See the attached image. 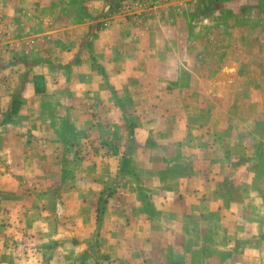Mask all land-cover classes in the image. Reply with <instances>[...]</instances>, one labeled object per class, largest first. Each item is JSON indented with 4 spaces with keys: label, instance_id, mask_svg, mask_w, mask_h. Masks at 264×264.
<instances>
[{
    "label": "crops",
    "instance_id": "0c3cea01",
    "mask_svg": "<svg viewBox=\"0 0 264 264\" xmlns=\"http://www.w3.org/2000/svg\"><path fill=\"white\" fill-rule=\"evenodd\" d=\"M98 2L13 0L5 16L0 264H49L50 245L56 263L77 264L97 239L95 253L115 264H264V108L250 112L247 126L240 112H211L204 95L177 87L178 69L167 78L177 56L146 14L100 30ZM36 5L45 24L19 33L14 22L33 19ZM251 79L252 88L262 81ZM132 112L137 142L129 140ZM101 134L108 153L94 147ZM114 182L119 189L99 223V197ZM115 203L129 214L121 230L110 218Z\"/></svg>",
    "mask_w": 264,
    "mask_h": 264
},
{
    "label": "rangeland",
    "instance_id": "374dc122",
    "mask_svg": "<svg viewBox=\"0 0 264 264\" xmlns=\"http://www.w3.org/2000/svg\"><path fill=\"white\" fill-rule=\"evenodd\" d=\"M98 1V12L105 11L104 20H99L97 23L99 25L98 29L102 30L116 19L136 17L139 14L138 11L141 10V13L147 16V25L160 30L159 40L161 44L168 47L172 51V55L177 56V62L164 70V72H167V78L175 77L178 69V73H181L182 77L179 80L175 77L177 87L188 90L189 93L204 95L205 101L210 103L211 112H240L238 122L241 126H247L255 122V118L250 116V112L256 110L260 112L264 108V14L261 12L264 5L261 2L262 0ZM12 2L13 0H0V24H2L0 30L6 35L11 27L8 26L9 21H5V16L11 7H15ZM156 5H158L157 9H151ZM110 6H112V9H110ZM83 7L87 8L88 6L84 4ZM34 8L37 10L33 19L24 20L20 17L17 24L14 22L19 33L23 31L33 32L34 29H38L36 27L45 24L43 6L36 5ZM257 12L259 14L258 20L255 19L258 16ZM119 15L122 17L116 18ZM236 27L239 30H236ZM12 28L15 29V27ZM256 28L261 29L256 31ZM234 31L238 34L233 35ZM173 48L177 53L173 51ZM223 48L226 50L225 53L222 52ZM223 57H226L227 62H229L226 63L225 70H223L221 64ZM233 59L239 63V67L234 68L230 65L233 64ZM177 63L178 66L176 67L175 64ZM257 64H260V68ZM173 66L176 68L172 69ZM255 72L261 76L262 81L253 83L254 87L252 88L250 84H252L253 79L251 78L257 77V74L253 75ZM233 79L236 80L231 86L221 83L224 80ZM168 81L171 82V79H168ZM174 85L169 83L168 86L173 89L175 88ZM127 88L130 89V86H127ZM153 89H156V87ZM226 90V93L229 94L225 101L220 102L219 99L222 98L220 94ZM128 94L131 95L130 90ZM133 115L132 112L129 122V140L132 139L137 142L141 134L138 130L139 124ZM224 121L225 118H215L214 124L219 125ZM227 122L231 123L228 119ZM167 136L168 139H175L177 133L167 134ZM88 141L90 142L91 139H88ZM88 141L86 144H88ZM89 145L93 147L92 143ZM109 145V138L101 134L98 136V144L94 147L97 148L98 152L104 154V152L108 153ZM118 189L117 182H114L113 185L106 187L102 192L103 195L99 197L100 202L97 213L99 223L104 221L106 209L108 208L107 204ZM109 213L117 229L121 230L120 220L129 214L119 209L116 203L113 211H109ZM92 246L94 254L84 251L78 255L77 264H95V257L97 256L98 264H115L111 257H107V254L101 253V251L98 252V255L95 253L97 247H99L98 239L92 242ZM52 249L57 250L52 245L46 246L45 256L47 259L51 258L49 264H58L54 260L55 254L52 253Z\"/></svg>",
    "mask_w": 264,
    "mask_h": 264
}]
</instances>
